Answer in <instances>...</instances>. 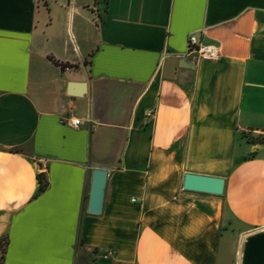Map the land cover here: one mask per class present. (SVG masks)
I'll return each mask as SVG.
<instances>
[{"label": "crops", "instance_id": "crops-1", "mask_svg": "<svg viewBox=\"0 0 264 264\" xmlns=\"http://www.w3.org/2000/svg\"><path fill=\"white\" fill-rule=\"evenodd\" d=\"M0 264H264V0H0Z\"/></svg>", "mask_w": 264, "mask_h": 264}, {"label": "water", "instance_id": "water-1", "mask_svg": "<svg viewBox=\"0 0 264 264\" xmlns=\"http://www.w3.org/2000/svg\"><path fill=\"white\" fill-rule=\"evenodd\" d=\"M108 175L109 171L105 167H95L88 205V213L91 215H100L103 211ZM183 189L190 192L221 196L225 189V179L208 175L187 173L184 178Z\"/></svg>", "mask_w": 264, "mask_h": 264}, {"label": "built area", "instance_id": "built-area-1", "mask_svg": "<svg viewBox=\"0 0 264 264\" xmlns=\"http://www.w3.org/2000/svg\"><path fill=\"white\" fill-rule=\"evenodd\" d=\"M188 55L195 56L197 61H216L221 57V50L216 45L202 43L197 35H191L188 44ZM153 112L149 113L152 116ZM67 124L75 129L80 128L82 122L76 118H70ZM113 255V252L104 255L105 258Z\"/></svg>", "mask_w": 264, "mask_h": 264}, {"label": "trees", "instance_id": "trees-1", "mask_svg": "<svg viewBox=\"0 0 264 264\" xmlns=\"http://www.w3.org/2000/svg\"><path fill=\"white\" fill-rule=\"evenodd\" d=\"M41 190H43V188H42ZM1 250H2V254L4 255V253H5V250H4V247H3V245L1 246Z\"/></svg>", "mask_w": 264, "mask_h": 264}]
</instances>
